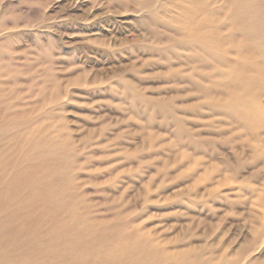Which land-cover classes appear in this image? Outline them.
Here are the masks:
<instances>
[{
	"label": "rangeland",
	"instance_id": "1",
	"mask_svg": "<svg viewBox=\"0 0 264 264\" xmlns=\"http://www.w3.org/2000/svg\"><path fill=\"white\" fill-rule=\"evenodd\" d=\"M223 1L0 0V264H264V0Z\"/></svg>",
	"mask_w": 264,
	"mask_h": 264
},
{
	"label": "bare ground",
	"instance_id": "2",
	"mask_svg": "<svg viewBox=\"0 0 264 264\" xmlns=\"http://www.w3.org/2000/svg\"><path fill=\"white\" fill-rule=\"evenodd\" d=\"M224 1H225V0H224ZM224 1H223V2H224ZM230 1H231V0H230ZM236 1H237V0H236ZM142 2H144V1H142ZM246 2H248V0H247ZM140 3H141V2H140ZM239 3H241V2H239ZM242 3H243V7L246 6V5H244V2H242ZM242 3H241V4H242ZM249 3H250V2H249ZM254 3H255V1H254ZM261 3H262V2H261ZM263 3H264V2H263ZM146 4H147V3H146ZM146 4H145V5H146ZM149 4H150V3H149ZM231 4H232V3H231ZM251 4H252V3H251ZM142 5H144V4H142ZM142 5H141V6H142ZM221 5H222V4H221ZM248 5H249V4H248ZM257 5H258V3H257ZM223 6H224V5H223ZM229 6H230V5H229ZM231 6H232V5H231ZM233 6H234V5H233ZM237 6L239 7L238 2H237ZM238 7H236V9H237ZM247 8H248V6H247ZM236 9H235V7H234V10H236ZM244 9H245V8H244ZM217 10H218V9H217ZM234 10H233V11H234ZM203 11H204V10H203ZM203 11H202V12H203ZM231 12H232V11H231ZM227 13H230V8H229V10H228ZM227 13H226V14H227ZM235 13H236V12H235ZM230 14H232V13H230ZM214 15H215V14H214ZM151 16H152V14H151ZM153 16H155V15H153ZM226 16H227V15H226ZM226 16H225V17H226ZM240 16H241V15H240ZM227 17H228V16H227ZM153 20H154V19H153ZM229 20H230V19H229ZM122 21H123V20H122ZM237 21H238V20H237ZM247 23H248V22H247ZM243 26H244V25H243ZM208 27H209V26H208ZM232 27H233V26H232ZM232 27H231V28H232ZM239 27H240V26H239ZM239 27H238V28H239ZM246 27H247V26H246ZM248 27H250V26L248 25ZM255 27H257V26H255ZM255 27H254V28H255ZM258 27H259V26H258ZM258 27H257V28H258ZM216 28H218V27H216ZM231 28H230V30H231ZM238 28L236 29V31L238 30ZM257 28H256V29H257ZM249 29H250V28H249ZM252 30H253V29H252ZM230 32H232V31H230ZM230 32H229V33H230ZM258 32H262V31L260 30V31H258ZM258 32H257V33H258ZM263 32H264V31H263ZM263 32H262V33H263ZM214 33H215V32H214ZM235 33H236V32H235ZM249 33H250V32H249ZM230 34H231V33H230ZM232 34H233V33H232ZM232 34H231V35H232ZM236 34H237V33H236ZM243 34H244V33H243ZM246 34H247V33H246ZM246 34H245V35H246ZM258 34H259V33H258ZM218 35H219V34H218ZM227 35H228V34H227ZM238 35H239V34H238ZM262 35H263V34H262ZM206 36H207V35H206ZM235 36H236V35H235ZM250 36H251V35H249V37H250ZM209 37H210V35H209ZM215 37H216V36H215ZM220 37H221V35H220ZM202 38H203V37H202ZM213 38H214V37H213ZM216 38H217V37H216ZM218 38H219V37H218ZM246 38H248V37L246 36ZM246 38H244V39H246ZM204 39H205V38H204ZM208 39H209V38H207V40H208ZM210 39H211V38H210ZM261 39H262V38H261ZM218 40H219V39H218ZM221 40H222V39H221ZM196 41H197V40H196ZM194 42H195V41H194ZM198 42L201 43L200 41H198ZM216 42H217V40H216ZM220 42H221V41H220ZM252 42H253V41H252ZM223 43H224V42H223ZM202 44H203V46L205 45L204 43H201V45H199V46L202 47ZM233 44H234V43H233ZM216 45H217V43H216ZM229 45H230V44H229ZM244 45H245V43H244ZM218 46H219V45H218ZM227 46H228V45H227ZM232 46H233V45H231V47H232ZM254 46H255V45H254ZM207 47H208V46L205 45V48H207ZM229 47H230V46H229ZM229 47H228V48H229ZM233 47H234V46H233ZM217 48H218V47H217ZM215 49H216V48H215ZM224 49H225V48H223V50H224ZM237 50H238V49H237ZM215 51H216V50H215ZM227 51H228V49H227ZM239 51H241V49H239ZM242 51H243V50H242ZM209 52H211V51H209ZM212 52H213V51H212ZM213 53H215V52H213ZM222 53H223V52H222ZM224 54H225V51H224ZM218 57H219V56H217V58H218ZM224 57H225V56H224ZM224 57H223V58H224ZM235 58H237L236 55H235ZM218 59H219V58H218ZM240 59H241V58H240ZM240 59L238 58V61H237V62L242 61V60H240ZM244 59H245V58H244ZM247 59H249V58H247ZM250 59H251V58H250ZM253 59H254V58H253ZM221 60H222V58H221ZM239 60H240V61H239ZM255 60H256V59H255ZM244 61H245V60H244ZM256 61H257V60H256ZM222 62H223V61H222ZM225 62H226V61H225ZM233 62H234V61H233ZM247 62H248V61H247ZM252 62H254V61H253V60L251 61V64L253 65ZM257 62H258V61H257ZM244 63L247 64L246 62H244ZM239 64H240V63H239ZM242 64H243V62H242ZM249 64H250V63H249ZM251 64H250V65H251ZM254 64H256V63L254 62ZM262 64H263V63H262ZM252 65H251V66H252ZM257 65H259V63H258ZM234 66H236V64H234ZM246 66H247V65H246ZM259 66H260V65H259ZM233 68L235 69V67H233ZM233 68H232V69H233ZM247 68H249V70H250V68L253 69V67H247ZM256 68H257V66L255 67V69H256ZM263 68H264V67H263ZM263 68H262V66H261V70H262ZM232 69H231V70H232ZM234 69H233V71L236 70V69H235V70H234ZM257 69H258V68H257ZM214 71H215V70H214ZM214 71H213V73H214ZM257 71H258V70H257ZM215 72H216V71H215ZM253 72L255 73V71H253ZM263 72H264V71H263ZM216 73H217V72H216ZM218 73H219V72H218ZM232 73H233V72H232ZM256 73H257V72H256ZM258 73H260V72L258 71ZM210 74L212 75V73H210ZM226 74H227V73H226ZM230 74H231V73H230ZM234 74L236 75V73H234ZM260 74H261V73H260ZM260 74H259V75H260ZM208 75H209V74H208ZM247 75H248V74H247ZM251 75H252V74H251ZM255 75H256V74H255ZM255 75H254V76H255ZM228 76H230L229 73H228ZM249 76H250V75H249ZM262 76H264V75L262 74ZM207 77H208V76H207ZM251 77H253V76H251ZM251 77H250V78H251ZM233 78H234V77H233ZM255 78H256V76H255ZM228 79H229V77H228ZM253 79H254V77H253ZM259 79H260V78H259ZM261 79H262V78H261ZM234 80H235V79H234ZM245 80H246V79H245ZM227 81H228V80H227ZM227 81H226V82H227ZM235 81H236V80H235ZM247 81H248V79L246 80V82H247ZM256 81H258L257 78H256ZM260 81H261V80H260ZM209 82H210V81H209ZM216 82H217V80H216ZM223 82H225V81H223ZM249 82H250V81H249ZM252 82L254 83V81H252ZM211 83H212V82H211ZM220 83H221V82H220ZM235 83H237V82H234V84H235ZM239 83H240V82H239ZM262 83H263V82H262ZM212 84H213V83H212ZM247 84H248V83H247ZM247 84H246V85H247ZM239 85H240V84H239ZM242 85H244V83H243ZM247 86H248V85H247ZM236 87H237V86H236ZM240 87H241V86H240ZM249 88H251V86H250ZM224 90H225V89H224ZM230 90H231V89H230ZM230 90H229V91H230ZM240 90H242V89H240ZM250 90H251V89H250ZM247 92H248V91H247ZM253 92H254V91H253ZM229 93H230V92H229ZM229 93H228V94H229ZM235 93H236V92H235ZM239 93H241V92H239ZM223 94H224V92H223ZM232 95H233V93H232ZM249 96H251V95H249ZM258 96H259V95H258ZM262 98H263V95H262ZM234 99H235L236 102H238V101L236 100V98H234ZM234 99H233V100H234ZM249 99H250V98H249ZM258 99H259V98H258ZM230 100H231V99H230ZM240 100L242 101V99H240ZM246 100H247V98H246ZM250 100H251V99H250ZM254 100H255V98H254ZM260 100H261V99H260ZM235 101H233V102H235ZM243 101H245V100L243 99ZM251 101H252V100H251ZM251 101L249 102V103H251L249 106H248L247 104L244 103L245 105H247V109H246V110L243 109L244 105H240V107H241L240 109H241L242 114L244 113L243 111L245 110V113H246V111H247V113H248L249 115L253 116V117H257V118H258V117H262V118L264 119V98H263V100L260 101L259 103L255 101V102L252 104ZM226 102H229V101H225V103H226ZM233 102H232V103H233ZM236 102H235V103H236ZM249 103H248V104H249ZM222 104H223V103H222ZM229 104H230V102H229ZM236 104L238 105V103H236ZM242 104H243V103H242ZM233 105H235V104H233ZM233 105H232V106H233ZM220 106H222V105H220ZM223 106H224V104H223ZM226 106H227L226 108H228V110H230V108L228 107V105H226ZM213 107H214V106H213ZM233 107H234V106H233ZM233 107H231V108H233ZM236 107H237V106H236ZM221 108H222V107H221ZM223 108H224V107H223ZM234 108H235V107H234ZM237 108H238V107H237ZM218 109H219V108H218ZM236 110H237V109H236ZM221 111H222V110H221ZM239 112H240V111H239ZM230 113H231V112H230ZM230 113H229V114H230ZM247 113H246V114H247ZM236 114H238L237 111H236ZM248 114H247V115H248ZM234 115H235V114H234ZM249 115H248V116H249ZM245 116H246V115H245ZM251 118H252V117H251ZM262 118H261V119H262ZM245 119H246V117H245ZM258 119H259V118H258ZM240 121H241V120H240ZM240 121H239V122H240ZM253 121H254V123H255V120H253ZM260 121H261V120H260ZM262 121H263V124H262L260 127H261L262 130L264 131V120H262ZM262 121H261V122H262ZM250 122H251V120H250ZM251 123H252V122H251ZM254 123H252V124H254ZM242 124H244V122H242ZM248 125H249V124H248ZM244 126H245V125H244ZM249 126H250V125H249ZM247 128H248V127H247ZM260 133H262V132H260ZM263 133H264V132H263ZM256 136H257V135H256ZM255 138H256V137H255ZM256 141H257V139H256ZM263 141H264V140H263ZM263 141H262V142H263ZM257 142H258V141H257ZM261 144H262V143H261ZM259 146H261V145H259ZM258 149H260V147H259ZM255 150H257V148H256ZM257 152H258V151H257ZM218 262H220V261H218ZM228 264H229V262H228Z\"/></svg>",
	"mask_w": 264,
	"mask_h": 264
}]
</instances>
